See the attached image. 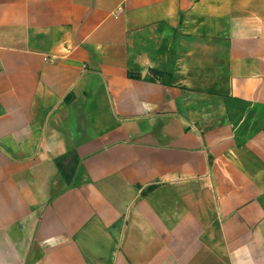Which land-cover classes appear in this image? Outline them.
I'll return each mask as SVG.
<instances>
[{
	"label": "crops",
	"instance_id": "0c3cea01",
	"mask_svg": "<svg viewBox=\"0 0 264 264\" xmlns=\"http://www.w3.org/2000/svg\"><path fill=\"white\" fill-rule=\"evenodd\" d=\"M0 264H264V0H0Z\"/></svg>",
	"mask_w": 264,
	"mask_h": 264
},
{
	"label": "trees",
	"instance_id": "16d2710c",
	"mask_svg": "<svg viewBox=\"0 0 264 264\" xmlns=\"http://www.w3.org/2000/svg\"><path fill=\"white\" fill-rule=\"evenodd\" d=\"M154 74L158 76V74H157V73H154Z\"/></svg>",
	"mask_w": 264,
	"mask_h": 264
}]
</instances>
